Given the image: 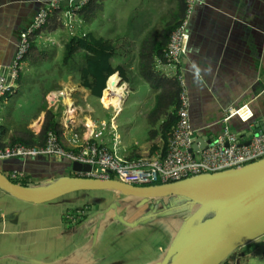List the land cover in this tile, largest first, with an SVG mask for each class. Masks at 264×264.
<instances>
[{"label": "crops", "instance_id": "1", "mask_svg": "<svg viewBox=\"0 0 264 264\" xmlns=\"http://www.w3.org/2000/svg\"><path fill=\"white\" fill-rule=\"evenodd\" d=\"M53 1H60L64 9L68 7L69 0H0V73L12 65L20 35L31 25L38 10ZM185 4L186 0H99L94 6L101 8L88 13L91 19L87 21V32L112 44V62L118 58V66L125 70L127 77V82L119 77L112 81L106 91V107L102 104L103 107L116 112L119 102L118 116L131 88L139 95L132 105L133 112L137 118L142 117L148 138L144 145L136 143L132 147V133L139 135L141 128L125 124L123 136L119 133V137L121 152L126 157L162 155L161 125L165 115L156 125H149L148 118L155 107L158 92L141 77L139 61L146 48L149 54L153 53L152 45L156 50L167 48V30L181 21ZM99 12H102L101 22ZM54 20L50 21L51 24H55ZM52 29H47L41 38L68 40ZM188 32L190 39L183 66L194 136L197 140L215 141L223 132V120L229 109L245 107L244 110L252 115L250 120L235 117L229 125L240 142L248 145L253 138L252 130L264 127V0H201L189 20ZM41 38L37 39L38 44L42 43ZM23 80L24 76L15 97ZM75 86L76 93L82 89L88 104L103 103L79 83ZM111 90V93L125 94L121 97L114 95L110 103ZM65 96L64 102L71 105V97L66 93ZM12 97L4 100L0 107L1 135L6 144L10 140V123L6 124L3 116L10 108ZM45 114L46 111L42 110L40 121H45ZM37 127L36 135L42 130L40 124ZM62 139L69 145L68 134L65 133ZM68 163L46 157L12 159L0 162V170L9 178L14 172H20L26 182L48 183L61 176ZM109 200L106 203L109 204ZM56 201L31 204L0 191V264H63L69 259L78 245L73 242L71 245L75 246L68 250L70 245L63 256L61 243L63 233L66 234L64 221L68 222V215L64 217L62 204ZM102 203L105 204L103 200ZM109 205L112 208L114 204ZM227 262L264 264V236L238 249Z\"/></svg>", "mask_w": 264, "mask_h": 264}, {"label": "rangeland", "instance_id": "2", "mask_svg": "<svg viewBox=\"0 0 264 264\" xmlns=\"http://www.w3.org/2000/svg\"><path fill=\"white\" fill-rule=\"evenodd\" d=\"M99 13L101 22L102 12ZM82 27L88 30L87 22L84 20ZM58 31L62 38L63 36L65 38L70 36L63 24ZM51 41L53 43L45 41L40 44L36 43V48L29 57L30 64L26 68L25 73L27 74L24 75L23 83H20L22 86L19 93L16 97V94L13 96L14 98L12 97L8 105L10 108L6 109L3 116L5 123H10L9 144H4L10 145L12 140L24 135L26 131L35 134L38 130L37 125L40 124L42 127L44 124V120L40 121L39 115L45 105L48 109L50 104L51 110L61 113L60 123L63 114L62 123H64L67 119V108L65 107L67 104L62 100L60 101V98L65 97L61 93L64 95L66 93L71 97V103H74L75 108L71 122L79 130L85 128L88 120L102 121L109 125L114 122L113 118L115 117L118 133L121 135L125 124H131L133 127L140 126V134L136 135L133 131L130 141L132 147L136 143L144 145L148 138V131L144 133L145 123L142 121V117L139 115L137 118L133 112V103L139 95L135 94L131 88V92L123 105V110L118 116H116L114 109L107 110L104 108L106 107L104 101L107 97L108 88L104 92L106 96L104 94L102 98L103 103L96 101L92 105L88 104L84 100L85 94L82 93V89L80 88L77 93L75 91L77 87L75 85L79 83V70L85 63L82 53L66 65L64 63V45L68 40L63 42L59 38L51 39ZM118 62L119 59L115 58L113 65L117 67ZM121 83L123 84V82ZM111 92L112 90L108 97L110 103L113 101L114 95L121 97L125 94V92L120 94ZM118 105H120L119 102ZM104 140L111 144L113 137L110 133H106ZM68 162L65 161V163ZM72 174V163L69 162L66 168L63 167L61 176L52 181ZM17 182L20 184L27 183L28 187L36 188L47 184L40 181L36 183L17 180ZM108 199H111L109 204H114L112 208L106 203ZM102 200L105 204L102 203ZM56 202L62 204L61 210L64 217L66 214L68 215V222L65 223L66 220L64 221L66 234L63 233L64 241L61 243L63 256L73 242L78 245L77 250L70 255L68 260H64L63 264H157L162 262L166 257L168 248L187 223V220L199 209L182 198L168 197L161 200H144L125 197L114 191L77 192L66 195ZM108 207L110 209L107 210ZM214 214L215 211L208 212L203 220L212 217ZM75 245H71L68 250H71Z\"/></svg>", "mask_w": 264, "mask_h": 264}, {"label": "built area", "instance_id": "3", "mask_svg": "<svg viewBox=\"0 0 264 264\" xmlns=\"http://www.w3.org/2000/svg\"><path fill=\"white\" fill-rule=\"evenodd\" d=\"M89 2L90 0H69L68 7L64 9L60 1H53L38 10L31 25L20 35L12 65L7 71L0 73V105L7 99V96L12 97L16 94L21 76L27 74L25 71L29 66L27 58L32 47V39L44 28L50 15L59 10L61 12L60 22L67 28L70 37H75L80 34L81 30H84L80 12ZM200 2L201 0H187L185 18L170 38L164 52L165 62L159 63L161 71L167 77H176L181 87L179 121L166 156L160 154L128 159L121 152V141L115 117L113 118L114 122L109 125L102 121L88 120L85 131L79 130L71 122L75 111L72 102L70 106H65L67 119L62 123V114L61 122L63 136L65 133L70 136L69 145L53 131L47 134L42 147L0 143V162L40 157L54 158L60 161L67 160L72 164L80 163L92 167L90 172H75L76 177L100 180L115 179L132 186L148 187L178 182L205 173L241 168L264 159V129L256 130L258 132L253 135L251 144L246 145L240 142L229 125L235 117H239L243 121L250 120L252 115L249 111L244 110L245 107L229 109L223 120L222 134L205 149L191 152L197 139L190 123L183 60L188 52L190 39L189 20L195 6ZM41 36L42 33L37 38H41ZM44 41L53 43L50 39H43L42 43ZM61 95L65 96L64 93ZM65 97H61L60 101H64ZM106 133H110L113 137L111 144L104 140ZM11 179L17 181L24 180L25 177L23 173L14 172Z\"/></svg>", "mask_w": 264, "mask_h": 264}, {"label": "water", "instance_id": "4", "mask_svg": "<svg viewBox=\"0 0 264 264\" xmlns=\"http://www.w3.org/2000/svg\"><path fill=\"white\" fill-rule=\"evenodd\" d=\"M257 132L252 130L251 135ZM211 143L212 140L207 138L198 139L191 152L205 149ZM91 170L89 165L73 163L72 175L39 188L14 183L0 170V191L37 205L72 193L92 191H114L125 197L144 200L168 197L188 200L199 209L176 236L165 259L157 264H224L238 249L264 236V159L241 168L148 187L132 186L115 179L74 175L75 172ZM210 211L215 214L203 220Z\"/></svg>", "mask_w": 264, "mask_h": 264}, {"label": "trees", "instance_id": "5", "mask_svg": "<svg viewBox=\"0 0 264 264\" xmlns=\"http://www.w3.org/2000/svg\"><path fill=\"white\" fill-rule=\"evenodd\" d=\"M99 0H90V2L82 8L80 12V18L82 21L87 22L91 19L88 13H93L98 11L101 7L94 4ZM96 8V9H95ZM187 8V0L185 4V14ZM185 14L181 21L171 29L167 30V39L170 42V38L175 30L181 25L185 18ZM56 19V20H54ZM61 12L54 11L44 28L38 32L32 39V47L27 58L29 62V57L32 55L33 50L36 48L37 37L42 33L47 31V29H52V31H58L61 28L62 23L60 22ZM54 20L55 25L51 24L50 21ZM167 41V44L169 42ZM65 47V57L64 63L68 65L78 54L82 53L84 58V65L80 70L79 83L80 85L87 89L91 95L97 99L101 100L104 96V91L110 86L112 81L120 77L127 82L126 72L123 68L119 66L115 67L113 65L112 59L113 46L110 42L104 40L103 38H98L93 34L87 32L86 29L81 30L80 34L75 37L68 36V41L64 45ZM166 47V46H165ZM168 47V45H167ZM153 53L149 54V49H145L140 56L139 69L140 75L143 80L156 92V104L150 113L148 118V123L150 126L156 125L159 119L165 115L163 123L161 125V138L164 143L162 155L166 156L169 150V144L176 130L179 118L178 112L181 107V87L179 81L176 77H167L160 69L159 63L165 62V48L164 50H156L155 46ZM30 64V63H29ZM22 78V76H21ZM21 78L19 82L21 81ZM110 79V80H109ZM109 81V82H108ZM18 82V84H19ZM108 83V87H107ZM7 99L10 96L6 97ZM6 100V99H5ZM43 111H46V118L42 126L40 134L36 135L33 132L26 131V133L18 138L11 141L10 145L23 144L28 147H42L45 144V139L50 131L55 132L60 138L63 136V128L59 121L61 113H56L53 110H48L47 106L43 107ZM3 128L0 127V143L4 144V136L1 135ZM128 159H136V157H131ZM18 183L17 181H13ZM20 184V183H18ZM27 183H21V185L27 186ZM224 264H228L225 262Z\"/></svg>", "mask_w": 264, "mask_h": 264}, {"label": "bare ground", "instance_id": "6", "mask_svg": "<svg viewBox=\"0 0 264 264\" xmlns=\"http://www.w3.org/2000/svg\"><path fill=\"white\" fill-rule=\"evenodd\" d=\"M119 106V105H118ZM117 106V110H116V112H118L119 111V107ZM131 198V197H130Z\"/></svg>", "mask_w": 264, "mask_h": 264}, {"label": "flooded vegetation", "instance_id": "7", "mask_svg": "<svg viewBox=\"0 0 264 264\" xmlns=\"http://www.w3.org/2000/svg\"><path fill=\"white\" fill-rule=\"evenodd\" d=\"M130 198V197H129Z\"/></svg>", "mask_w": 264, "mask_h": 264}]
</instances>
